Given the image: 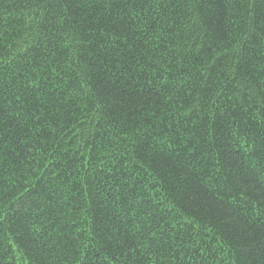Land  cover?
Wrapping results in <instances>:
<instances>
[{"label":"trees","instance_id":"obj_1","mask_svg":"<svg viewBox=\"0 0 264 264\" xmlns=\"http://www.w3.org/2000/svg\"><path fill=\"white\" fill-rule=\"evenodd\" d=\"M0 264H264V0H0Z\"/></svg>","mask_w":264,"mask_h":264}]
</instances>
